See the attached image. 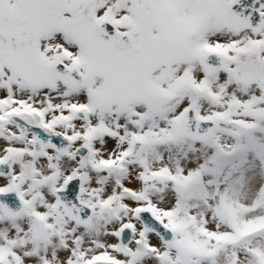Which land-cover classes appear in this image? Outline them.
Wrapping results in <instances>:
<instances>
[{
	"label": "snow or ice",
	"instance_id": "1",
	"mask_svg": "<svg viewBox=\"0 0 264 264\" xmlns=\"http://www.w3.org/2000/svg\"><path fill=\"white\" fill-rule=\"evenodd\" d=\"M0 264H264V0H0Z\"/></svg>",
	"mask_w": 264,
	"mask_h": 264
}]
</instances>
